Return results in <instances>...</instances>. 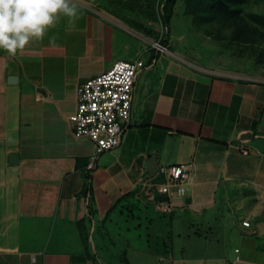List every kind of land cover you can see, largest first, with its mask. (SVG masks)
Wrapping results in <instances>:
<instances>
[{
	"label": "crops",
	"instance_id": "1",
	"mask_svg": "<svg viewBox=\"0 0 264 264\" xmlns=\"http://www.w3.org/2000/svg\"><path fill=\"white\" fill-rule=\"evenodd\" d=\"M75 2V30L62 18L16 58L0 51V264H134L141 251L131 241L143 239L145 252L174 219L177 235L187 239L199 222L206 229L193 234L203 243L221 237L212 229L228 225L235 238H258L264 228V77L225 58L231 55L220 41L222 50L204 55L209 44L201 38L169 31L168 52L159 53L129 25ZM135 59L145 65L135 79L129 119L118 145L98 154L89 170L93 143L75 137L67 124L76 85L116 60ZM152 155L159 170L183 164L189 173L184 195L171 196L168 222L154 204L164 198L156 191L163 176H147ZM86 184L90 192L83 194ZM143 226L154 230L143 232ZM150 249L168 252V245L161 240ZM205 254L203 264L225 258L208 248Z\"/></svg>",
	"mask_w": 264,
	"mask_h": 264
},
{
	"label": "rangeland",
	"instance_id": "2",
	"mask_svg": "<svg viewBox=\"0 0 264 264\" xmlns=\"http://www.w3.org/2000/svg\"><path fill=\"white\" fill-rule=\"evenodd\" d=\"M81 1L90 4L94 8L102 9L110 17L129 25L146 38L152 40L160 38L162 32L160 17L162 0ZM188 2L189 0H177L173 7V16L169 25V31L173 35H177L179 31H190V34L198 39L201 38L204 43L209 44L205 48L206 53L203 50L201 53L210 56H213L219 49L222 50L221 42V44H225V52L231 55L229 57L227 55L225 58L228 60L231 58L230 60L240 63L242 66H249L251 68L250 72L256 71V75L264 77V0H216L205 3L203 7L201 0H199L201 4L194 2L192 6L188 5ZM223 5H226V8L230 11L229 14H217L215 16L213 12L214 6L223 7ZM190 6L196 10L193 13L194 15L185 14L186 10H191ZM203 18H205L207 23L203 22ZM202 31L211 33L209 38L212 40L206 38L203 35L205 32L202 33ZM213 40L217 42H213ZM170 220L171 217L166 214L161 222ZM260 223L262 221L259 219L257 224ZM164 225L167 229L163 228V230L167 231H162V228H159L158 232H160L161 236H152L150 246L148 249L146 248L145 252H143V248L146 243L143 239L139 240V242L137 240L131 241L133 246L141 251L137 253L139 259L133 262L134 264H203L202 259L206 256V248L213 256L220 255L225 257L221 261H217V264H264V228L257 230V233H259L258 238L239 239L230 235L233 231L231 226H223L218 229H212L214 233L217 231L221 232L220 238L211 237V243H203L201 236L193 234V232L198 231L201 235L202 231L206 229H202L197 221L196 225L189 229L190 238L188 239L187 237H182L183 234L177 235V233H181L179 231L181 226L176 224L175 219L168 223V226L167 224ZM144 227H142L143 232L151 233L154 230L153 227ZM170 230L172 237L168 233ZM151 235L154 234L152 233ZM166 236L172 239V245L166 242ZM161 240L165 241V246L168 245V252L160 251L158 253L150 249L160 246ZM235 248H239L240 253H235ZM170 250L172 255H170ZM171 256L174 259L180 260L183 258L184 260L172 263L170 261ZM236 256L240 257V260L236 259Z\"/></svg>",
	"mask_w": 264,
	"mask_h": 264
},
{
	"label": "built area",
	"instance_id": "3",
	"mask_svg": "<svg viewBox=\"0 0 264 264\" xmlns=\"http://www.w3.org/2000/svg\"><path fill=\"white\" fill-rule=\"evenodd\" d=\"M145 41L159 53L168 52L167 46L161 44L159 39L146 38ZM143 67L144 62L140 59L116 60L105 71L76 85V106L68 116L67 124L75 137H87L93 143L87 169L94 168L98 154L118 145L129 119L135 79ZM241 152L246 154V150L242 149ZM159 173L163 180L157 184L156 191L164 198L154 204L160 213L169 214L173 210L171 196L184 195L189 173L183 164L161 168ZM249 224L248 220L242 221L243 226Z\"/></svg>",
	"mask_w": 264,
	"mask_h": 264
},
{
	"label": "clouds",
	"instance_id": "4",
	"mask_svg": "<svg viewBox=\"0 0 264 264\" xmlns=\"http://www.w3.org/2000/svg\"><path fill=\"white\" fill-rule=\"evenodd\" d=\"M75 0H0V51L16 58L33 41H43L62 18L67 30L79 19ZM56 37L49 43L55 44Z\"/></svg>",
	"mask_w": 264,
	"mask_h": 264
},
{
	"label": "trees",
	"instance_id": "5",
	"mask_svg": "<svg viewBox=\"0 0 264 264\" xmlns=\"http://www.w3.org/2000/svg\"><path fill=\"white\" fill-rule=\"evenodd\" d=\"M213 1H216V0H201V2H203L202 7L204 6L205 3L213 2ZM238 1H241V0H238ZM176 2H177V0H162V3H161L160 17H161V23H162V32H161L160 38H158V39L160 40V43L163 45H166V42L168 39L170 19L173 16V7H174ZM194 2L198 3L199 0H189L188 5L192 6V3H194ZM191 6H190V8H191L190 11H187L186 7H185V10H186L185 14L194 15L193 13H195L196 10L192 9L193 7H191ZM227 10L228 9L226 8V5H223V7L214 6V8H213V12L215 13V16H217V14H220V15L221 14H223V15L229 14L230 11L229 10L227 11ZM210 12H212V11H210ZM205 18H203V22L207 23V21L205 22ZM155 51L158 52L157 50H155ZM88 192H90V185L86 184L84 187V190H83V194H87Z\"/></svg>",
	"mask_w": 264,
	"mask_h": 264
},
{
	"label": "water",
	"instance_id": "6",
	"mask_svg": "<svg viewBox=\"0 0 264 264\" xmlns=\"http://www.w3.org/2000/svg\"><path fill=\"white\" fill-rule=\"evenodd\" d=\"M159 171V165L156 162L155 155H152L147 163V176L149 178L153 177Z\"/></svg>",
	"mask_w": 264,
	"mask_h": 264
}]
</instances>
